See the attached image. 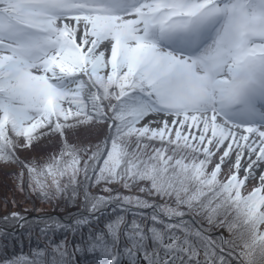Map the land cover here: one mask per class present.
<instances>
[{
  "label": "snow or ice",
  "instance_id": "1",
  "mask_svg": "<svg viewBox=\"0 0 264 264\" xmlns=\"http://www.w3.org/2000/svg\"><path fill=\"white\" fill-rule=\"evenodd\" d=\"M0 168V264H264V0H0Z\"/></svg>",
  "mask_w": 264,
  "mask_h": 264
},
{
  "label": "rangeland",
  "instance_id": "2",
  "mask_svg": "<svg viewBox=\"0 0 264 264\" xmlns=\"http://www.w3.org/2000/svg\"><path fill=\"white\" fill-rule=\"evenodd\" d=\"M102 132L103 130H101ZM81 138L95 140L96 130L81 133ZM45 145L46 147L43 148L37 147L34 153L39 155L42 151L51 150L56 146L55 141H46ZM32 154L23 153L22 155ZM12 171V169L0 168V218L12 212L26 216L29 221L32 218L44 216L67 218L70 213L78 211V206L66 205L63 202L57 206L55 203H46L35 196L21 193L17 190L16 183L10 174ZM93 193H96L95 189H93Z\"/></svg>",
  "mask_w": 264,
  "mask_h": 264
}]
</instances>
